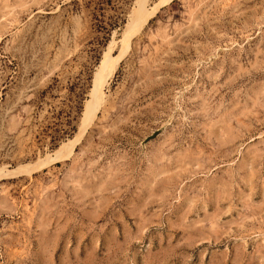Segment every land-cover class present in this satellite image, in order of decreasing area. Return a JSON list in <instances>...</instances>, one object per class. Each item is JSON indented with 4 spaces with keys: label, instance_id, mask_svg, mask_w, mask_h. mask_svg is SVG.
I'll use <instances>...</instances> for the list:
<instances>
[{
    "label": "rangeland",
    "instance_id": "obj_1",
    "mask_svg": "<svg viewBox=\"0 0 264 264\" xmlns=\"http://www.w3.org/2000/svg\"><path fill=\"white\" fill-rule=\"evenodd\" d=\"M138 1L0 0V264H264V0H142L44 161Z\"/></svg>",
    "mask_w": 264,
    "mask_h": 264
},
{
    "label": "bare ground",
    "instance_id": "obj_2",
    "mask_svg": "<svg viewBox=\"0 0 264 264\" xmlns=\"http://www.w3.org/2000/svg\"><path fill=\"white\" fill-rule=\"evenodd\" d=\"M142 4V0H139L137 8L135 7L133 9V12H131V18L125 25L120 48L118 49L117 53L115 55H110L108 51L104 54L100 63L98 64L92 81L90 98L87 99L84 103L83 115L81 117L80 124L74 139L69 142L62 143L59 147L54 150L53 154L51 156H47L44 161L49 162L51 160H59L66 158L70 155L75 142H77L83 135L92 117L94 116L98 106L101 103V87L112 75V73L116 69L119 60L126 52L131 34L139 27L141 22H143L149 14ZM39 164L40 163H38V165Z\"/></svg>",
    "mask_w": 264,
    "mask_h": 264
},
{
    "label": "trees",
    "instance_id": "obj_3",
    "mask_svg": "<svg viewBox=\"0 0 264 264\" xmlns=\"http://www.w3.org/2000/svg\"><path fill=\"white\" fill-rule=\"evenodd\" d=\"M120 20H122L121 18H120ZM110 34V32H108V35ZM108 35H107V38H106V40L108 39Z\"/></svg>",
    "mask_w": 264,
    "mask_h": 264
}]
</instances>
